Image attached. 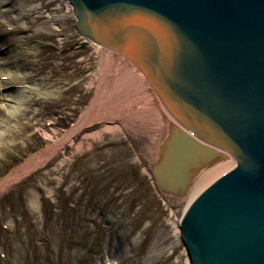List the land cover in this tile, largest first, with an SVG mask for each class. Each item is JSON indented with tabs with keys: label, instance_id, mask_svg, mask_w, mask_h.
Returning <instances> with one entry per match:
<instances>
[{
	"label": "rangeland",
	"instance_id": "rangeland-1",
	"mask_svg": "<svg viewBox=\"0 0 264 264\" xmlns=\"http://www.w3.org/2000/svg\"><path fill=\"white\" fill-rule=\"evenodd\" d=\"M50 1L46 14L40 2H24L25 10L34 6L37 13L33 20L26 16L29 30L14 40L9 56L0 57V182L65 137L97 93L103 95L99 50L76 33L67 3ZM41 11L45 18H37ZM52 13L53 34L36 31ZM6 19L0 21L9 32ZM14 52L31 69L28 83L9 91L3 71ZM9 92L25 105L7 102ZM14 109L18 117L10 115ZM127 109L86 127L44 167L0 194V264H105L109 242L118 243L120 232L136 240V254L166 250L171 260L158 264H186L175 233L183 207L159 196L149 175L164 131L139 122L148 109Z\"/></svg>",
	"mask_w": 264,
	"mask_h": 264
},
{
	"label": "water",
	"instance_id": "water-1",
	"mask_svg": "<svg viewBox=\"0 0 264 264\" xmlns=\"http://www.w3.org/2000/svg\"><path fill=\"white\" fill-rule=\"evenodd\" d=\"M70 3L79 31L138 66L180 125L240 158L181 223L193 263L264 264V0Z\"/></svg>",
	"mask_w": 264,
	"mask_h": 264
},
{
	"label": "bare ground",
	"instance_id": "bare-ground-1",
	"mask_svg": "<svg viewBox=\"0 0 264 264\" xmlns=\"http://www.w3.org/2000/svg\"><path fill=\"white\" fill-rule=\"evenodd\" d=\"M25 1H28L27 7L35 4V2H40L39 7L41 6L40 10L44 11V14L48 11L52 12V10H48L52 5L50 0H23V2H21V0H0V19L1 17L7 16L6 20H8L7 24L9 26L7 27L9 32H5V29L2 28V24L4 23L0 21V57H2V55L9 56L10 47L16 45L14 40L18 36L23 35L26 30H29L25 21H28L29 16L31 20H33V14L36 15L37 13V9L34 6L25 10ZM63 1L67 3L75 18L74 28L76 33L84 40V43L91 44L100 52L101 61L99 64V72L100 76H102V81H105V87L102 91L103 95L99 96L97 93L91 106L83 113L78 123L65 135V137L49 146L45 151L35 155L32 159L27 161L25 165L16 169L8 177L3 179L2 182H0V194L36 169L44 167L64 149L66 144L70 142L73 137L98 119L112 117L113 115L116 116L114 112L120 114L126 113L129 107L134 108L135 106L139 109L143 107V109H148L149 112L141 115L139 122L147 126L151 123L157 130L162 129L165 134L157 144L149 175L151 181L156 186L159 196L163 199L170 198L175 200V202L181 203L183 207L182 215L175 224V233L179 237L180 243L185 251L187 257L186 264H194L190 256V251L187 248L188 246H184L181 223L194 202L217 180L234 170L239 165L240 158L221 148L206 143L183 125H180L164 106L144 72L125 56L96 43L82 34L77 28L79 18L76 14L74 5L70 3V0ZM42 11L38 13L39 16L37 18H45ZM26 16L28 17L27 19ZM54 22H56V18L54 13H52L47 21L41 24L43 27H41V25L36 27V31H45L51 35L53 34L51 23ZM30 29V31L35 30L33 27ZM12 37L13 40L10 41ZM5 42H7V44ZM22 62L23 61L20 62V58L17 57L16 59L15 53V55L8 58V62L5 64L7 65V69L3 71V73L5 72L3 76H5L7 83H5L4 86L7 84V86H9L7 90L9 89V91L12 90V85L28 83L27 81L30 76L29 69L31 68L27 63L24 66ZM28 90L32 89L28 88ZM10 93L11 92H9V94ZM117 94L121 95V97ZM109 95H112V99L118 98V100H111L110 98L109 101H107ZM20 97H22L21 93ZM7 98H9L7 102H11L13 105H18L20 102V108L22 104L25 105L26 100L22 101L18 95H7ZM104 100L107 101L106 106L103 105ZM14 110L15 112L10 113V115L12 117H18L19 114H16L18 109ZM137 119L139 120V118ZM142 119L143 121H141ZM144 128L147 127L144 126ZM108 132L109 130L105 131V133ZM183 135L184 137H182ZM185 135H187L188 138L185 137ZM81 149L82 144L77 145V152H80ZM200 150L203 154L200 153ZM197 151H199V153ZM134 177L135 174L130 176L132 180H134ZM118 221H120V219H116V222ZM118 236V243L111 238L106 254L107 261L103 263L158 264L170 261L173 256L166 250L162 252L156 251L155 253L149 254L147 257L146 255H140V253L136 254L137 249L134 246L136 240L131 238L130 234L127 232H120ZM85 264H97V261L93 259L90 263Z\"/></svg>",
	"mask_w": 264,
	"mask_h": 264
}]
</instances>
